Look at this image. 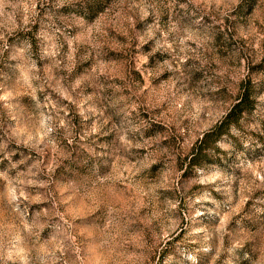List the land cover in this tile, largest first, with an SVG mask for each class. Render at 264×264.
Masks as SVG:
<instances>
[{"label": "rangeland", "instance_id": "rangeland-1", "mask_svg": "<svg viewBox=\"0 0 264 264\" xmlns=\"http://www.w3.org/2000/svg\"><path fill=\"white\" fill-rule=\"evenodd\" d=\"M0 264H264V0H0Z\"/></svg>", "mask_w": 264, "mask_h": 264}, {"label": "trees", "instance_id": "trees-1", "mask_svg": "<svg viewBox=\"0 0 264 264\" xmlns=\"http://www.w3.org/2000/svg\"><path fill=\"white\" fill-rule=\"evenodd\" d=\"M254 107V99L250 94V89L248 87H244L241 91L239 98L236 103L231 107L225 118L214 127L211 132H208L204 135V140L200 144V148L197 149V154L195 157L202 152V143L207 139H212L213 142H216L220 139L229 129L232 124L238 122V120L242 117L245 112L251 111ZM194 158V157H193ZM194 160L192 161V164Z\"/></svg>", "mask_w": 264, "mask_h": 264}]
</instances>
